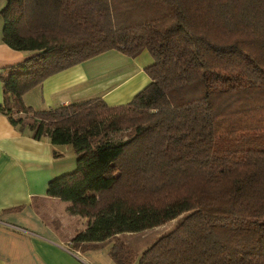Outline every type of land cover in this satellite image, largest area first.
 Returning <instances> with one entry per match:
<instances>
[{
  "label": "trees",
  "instance_id": "trees-1",
  "mask_svg": "<svg viewBox=\"0 0 264 264\" xmlns=\"http://www.w3.org/2000/svg\"><path fill=\"white\" fill-rule=\"evenodd\" d=\"M0 18L1 42L34 53L0 75V114L74 158L46 191L84 220L72 249L111 242L114 264H264V0H3ZM107 51L152 60L127 104H24ZM179 215L140 253L120 240Z\"/></svg>",
  "mask_w": 264,
  "mask_h": 264
},
{
  "label": "crops",
  "instance_id": "crops-1",
  "mask_svg": "<svg viewBox=\"0 0 264 264\" xmlns=\"http://www.w3.org/2000/svg\"><path fill=\"white\" fill-rule=\"evenodd\" d=\"M33 55L1 42L0 18V75ZM151 64L146 51L134 58L107 51L47 77L22 99L35 111L96 98L109 107L124 105L149 83L143 69ZM66 151L18 132L0 114V264H114L106 253L111 242L83 252L72 249L68 240L84 220L55 212L49 204L56 199L46 196L48 183L74 168ZM15 207L20 211L1 213Z\"/></svg>",
  "mask_w": 264,
  "mask_h": 264
},
{
  "label": "rangeland",
  "instance_id": "rangeland-1",
  "mask_svg": "<svg viewBox=\"0 0 264 264\" xmlns=\"http://www.w3.org/2000/svg\"><path fill=\"white\" fill-rule=\"evenodd\" d=\"M0 3L2 6L3 0H0ZM127 68L129 67H125L124 69L122 68L116 72H123ZM65 157L66 158L70 157L74 160L72 152L69 148H67V151L65 152ZM49 204L54 208L55 212H61L64 214H65L66 207L68 205L66 202L59 201V200L50 201ZM183 218H184V215H179L174 220L169 221L161 226L143 231L141 233L133 234V235H123L121 236L120 240L126 247H128V249L133 250L137 253H140L146 248H148L150 245H152L159 237L174 230L180 224Z\"/></svg>",
  "mask_w": 264,
  "mask_h": 264
}]
</instances>
